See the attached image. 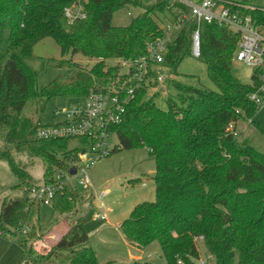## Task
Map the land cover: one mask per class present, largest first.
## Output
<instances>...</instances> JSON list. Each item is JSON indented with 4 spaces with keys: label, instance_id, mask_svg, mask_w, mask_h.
Returning a JSON list of instances; mask_svg holds the SVG:
<instances>
[{
    "label": "trees",
    "instance_id": "1",
    "mask_svg": "<svg viewBox=\"0 0 264 264\" xmlns=\"http://www.w3.org/2000/svg\"><path fill=\"white\" fill-rule=\"evenodd\" d=\"M75 1L0 0V158L19 179L13 188L33 186L15 153L38 157L45 165L46 182L53 169L66 172L83 149L69 148V139L38 138L42 122L25 115L27 101L115 93L130 83L132 63L146 55L147 44L165 36L158 13L174 8L176 29L160 65L176 74L179 64L194 56L193 34L198 29L197 58L217 89L171 78L176 94L167 96V108L162 109L145 97L159 75L155 64H148L123 119L109 126L117 138L110 153L142 146L154 162V200L135 205L121 221L120 233L140 249L158 243L166 264H196L203 253L213 257L211 264H264V154L226 130L230 121H253L260 108L248 98L252 83L232 72L238 35L214 22L198 23L190 8L177 0H86V16L69 23L64 9ZM126 5H144V10L125 26L113 25L112 14ZM253 6L240 10L264 28L263 8ZM44 37L60 47L62 58L56 65L68 73L38 88L36 72L22 58ZM74 56L93 64L81 67ZM111 59L117 62L107 65ZM125 64H130L127 71L122 70ZM32 203L24 196L5 197L0 204V237L12 239L28 229L17 264H100L82 220L71 217L77 209L72 190L64 185L54 194L51 206L69 215V226L42 251L34 242L40 238L36 227L27 223Z\"/></svg>",
    "mask_w": 264,
    "mask_h": 264
},
{
    "label": "rangeland",
    "instance_id": "2",
    "mask_svg": "<svg viewBox=\"0 0 264 264\" xmlns=\"http://www.w3.org/2000/svg\"><path fill=\"white\" fill-rule=\"evenodd\" d=\"M155 1L151 0L147 4H152ZM188 1L197 2L198 0ZM234 1L248 5L244 0ZM249 2L264 8V0H249ZM143 10L144 5L123 6L112 14L111 22L113 25L125 26ZM174 12L175 9L173 8L158 13L159 25L167 32V39L173 37V32L176 29L173 22ZM61 58L60 47L57 43L51 37H44L33 46L32 53L22 59L36 72L37 87L41 88L57 75L68 73V68H60L56 65V62ZM73 60L81 67H90L93 64L92 60L89 61L78 56H74ZM116 62L115 59L107 60V65H113ZM129 65L125 64L122 70L127 71ZM154 67L158 74L163 77V80L148 86L145 97L152 98L155 104L162 109L167 108V96L176 94L175 88L170 83L171 78L186 85H195L210 90L217 89L207 76L205 64L196 56L185 58L179 64L176 74L171 73L169 68L160 64H155ZM232 72L240 81L251 82L252 68L245 63L233 61ZM76 101L74 98L64 96L51 99L31 98L26 103L25 115L35 121L41 119L45 125L55 124L63 121L64 111L72 110ZM236 131L239 140L247 141L256 150L264 154V105L260 106L253 121L243 118L237 120ZM67 143L69 148L79 147L78 139L71 138ZM116 143V135L112 134L109 145L112 146ZM0 147H4V141L1 137ZM14 156L16 161L24 166L29 173L33 185H40L43 182L52 185L58 184V181L72 190L76 195L77 209L75 213L71 214V217L82 220L88 232L90 243L101 255L102 259L100 260L103 263L111 260L113 261L112 264H166L164 257L160 254L158 243L153 242L140 249L129 241L123 240L120 233L118 235L114 232L115 229H119V224L129 216L135 205L143 201L154 200L155 184L152 179L154 162L146 147L137 146L121 149L98 159H95V155L91 152H86L83 160H79L76 164L84 165L94 158L92 163L89 162V167L86 170L90 180L88 187L80 183L79 176L69 175L67 172L59 171L56 168L47 175L48 180L45 182L43 181L45 165L38 157L30 156L27 153H15ZM18 183L19 179L11 171L7 161L0 158V204L5 197L27 196L33 199V195L29 191L32 186L29 189L24 187L13 188ZM102 190H105L106 194L100 196ZM32 201L27 223L29 226L34 225L36 227L40 238L34 242L36 247L42 251L55 243L57 237L69 226L70 220L69 215L57 213L51 205ZM24 236L25 232L22 230L12 239L0 237V264H17L22 256L20 241ZM109 255L113 257L110 256L108 258L110 260H104V256ZM202 255L205 256L204 253Z\"/></svg>",
    "mask_w": 264,
    "mask_h": 264
},
{
    "label": "built area",
    "instance_id": "3",
    "mask_svg": "<svg viewBox=\"0 0 264 264\" xmlns=\"http://www.w3.org/2000/svg\"><path fill=\"white\" fill-rule=\"evenodd\" d=\"M84 0H77L65 7L64 16L69 23L75 19L84 18ZM188 6L191 15L197 22H214L219 26H224L238 35V48L233 56V61L243 62L252 68L251 82L253 89L248 98L257 106L264 105V28L257 24V20L249 14L241 12V8L254 9L253 5H242L234 0H198L191 2L188 0H177ZM264 11V8H263ZM167 32L163 38H156L146 46V55L135 59L132 63L134 68L133 75L129 79L130 83L122 85L115 93H104L102 91L91 92L84 98L76 99L74 108L64 111V119L55 124H41L36 131V136L40 139H77L82 138L79 145L83 149L79 153V160H83L86 152L95 155V159L107 156L112 150L109 139L112 131L109 130L111 124L121 122L125 113V105L131 97L134 86L140 84L147 72L148 64H160L167 50L171 39H167ZM172 38V37H171ZM193 55H199V31L193 34ZM198 45V49H195ZM254 77V78H253ZM158 81L163 77L158 75ZM124 92V93H122ZM226 130L233 136H238L236 123L230 121ZM90 159V163L94 161ZM77 160L76 163L79 161ZM89 162L84 165H77L75 176H79L80 183L88 187L90 180L86 173ZM67 172V171H66ZM68 173V172H67ZM33 185L30 192L33 199L45 205H51L55 192L65 184ZM106 194L103 190L100 196ZM103 217V216H101ZM27 228L23 231L26 232ZM211 255L195 259L196 264H211Z\"/></svg>",
    "mask_w": 264,
    "mask_h": 264
},
{
    "label": "crops",
    "instance_id": "4",
    "mask_svg": "<svg viewBox=\"0 0 264 264\" xmlns=\"http://www.w3.org/2000/svg\"><path fill=\"white\" fill-rule=\"evenodd\" d=\"M247 4H249V5H254V4H252L251 2H249V3L247 2ZM102 191H103V190H102ZM98 205H99V204H98ZM119 225H120V224H119ZM84 227H85V226H84ZM67 228H68V226H67ZM67 228H66V230H67ZM85 229H86V228H85ZM106 229L108 230L107 227H106ZM106 229H105V230H106ZM66 230H65V231H66ZM65 231H64L61 235H63V234L65 233ZM86 231H87V230H86ZM114 232H116V233L119 235L120 230H119V229H117V230L115 229ZM87 233H88V232H87ZM120 234H121V233H120ZM61 235H60V236H61ZM60 236H58L57 239H58ZM121 236H122V239H123V240L127 241V240L123 237L122 234H121ZM90 244H91V243H90ZM91 246H92V245H91ZM92 247H93V246H92ZM93 249H94V248H93ZM94 250H95V249H94ZM95 251H96V250H95ZM96 253H97V251H96ZM97 255H98V261L100 262V264H101V263L103 264V261L100 260V259H102L101 255H100L99 253H97ZM110 256H111V255L106 256V257L104 256V260H110V259H108ZM112 257H113V256H111V258H112ZM130 258H132V257H130ZM133 258H134V256H133ZM110 262H111V264H112L113 261L110 260Z\"/></svg>",
    "mask_w": 264,
    "mask_h": 264
},
{
    "label": "water",
    "instance_id": "5",
    "mask_svg": "<svg viewBox=\"0 0 264 264\" xmlns=\"http://www.w3.org/2000/svg\"><path fill=\"white\" fill-rule=\"evenodd\" d=\"M84 1H86V0H84ZM195 49H198V45H195ZM75 171H76V167H75L74 164L71 165V166L68 168V170H67V172H68L69 175H74V174H75Z\"/></svg>",
    "mask_w": 264,
    "mask_h": 264
}]
</instances>
